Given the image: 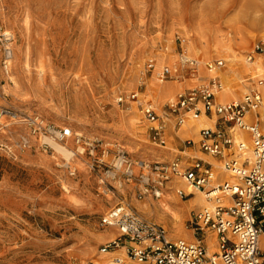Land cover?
<instances>
[{
	"label": "rangeland",
	"instance_id": "1",
	"mask_svg": "<svg viewBox=\"0 0 264 264\" xmlns=\"http://www.w3.org/2000/svg\"><path fill=\"white\" fill-rule=\"evenodd\" d=\"M2 33L11 41L4 42ZM222 39L230 52L216 50ZM256 43L264 53V0H0V107L72 133L57 142L34 137L23 123L9 120L0 130V264L93 261L110 240L96 239L106 230L100 218L118 204L160 223L152 212L159 200H137L129 185L119 187L106 175V166L117 149L134 159L172 161L191 124L175 139L168 134L165 147L154 145L139 102L150 101L161 114L178 93L206 85L207 67L217 61L222 65L214 76L230 88L231 101L240 100L264 79V57L259 68L241 65ZM181 54L199 61L196 77ZM231 55L237 62L226 60ZM149 62L153 68L147 71ZM164 67L172 73L160 81ZM162 86L171 92L161 95ZM136 92L131 101L128 96ZM123 117L141 120L140 127L125 132ZM171 125L169 119L168 132ZM20 136L30 142L24 150L16 146ZM78 137L93 148L76 144ZM50 141L72 151L73 159L65 160ZM102 149L108 150L103 157ZM136 202L147 204L145 214ZM168 203L175 208L172 198ZM188 219L180 216L191 232ZM163 222L171 228L168 216Z\"/></svg>",
	"mask_w": 264,
	"mask_h": 264
},
{
	"label": "built area",
	"instance_id": "2",
	"mask_svg": "<svg viewBox=\"0 0 264 264\" xmlns=\"http://www.w3.org/2000/svg\"><path fill=\"white\" fill-rule=\"evenodd\" d=\"M1 38L9 42L12 36L2 33ZM262 53L261 44L256 43L247 60L251 62ZM10 57L6 49V58ZM179 60L189 64L191 75L196 77L197 62L184 54ZM221 65L217 61L207 70ZM146 67L149 71L153 65L149 62ZM171 73L164 67L160 81ZM256 85L240 100L218 102L216 92L222 86L213 76L206 85L178 93L161 114L150 101L139 102V113L150 124L149 139L159 147L166 145L169 119L173 120L174 133L201 116L212 124L196 132L194 126L187 128L195 134L184 140L185 148L169 162L134 159L117 149L106 166V175L117 179L119 187L129 185L137 200H160L170 192L178 199H188L198 192L206 204L189 213L187 223L193 240L170 236L162 224L142 218L129 205L118 204L100 218L103 228L115 230L114 237L99 247L94 261L86 264H264V250L259 246L264 233V113L261 116L258 111L263 105L258 87L264 88V79H258ZM138 94L128 97L135 101ZM7 120L23 123L38 138L63 142L72 136L68 128L44 124L37 116L21 118L0 107V130L8 127ZM75 142L83 141L78 137ZM83 143L93 148L92 142ZM29 145L26 136L16 142L20 150ZM107 151L102 149V157ZM210 248L215 250L210 252ZM105 254L106 258H98Z\"/></svg>",
	"mask_w": 264,
	"mask_h": 264
},
{
	"label": "bare ground",
	"instance_id": "3",
	"mask_svg": "<svg viewBox=\"0 0 264 264\" xmlns=\"http://www.w3.org/2000/svg\"><path fill=\"white\" fill-rule=\"evenodd\" d=\"M229 43V41H224L223 39L221 41H218L217 43H215V48L216 50L220 53H228L230 52V48L229 46L226 44ZM264 57V53L262 55H256L255 56V60L254 61H248L247 57L244 58L243 62H241V65H243L246 68H259L260 67V62L261 59ZM195 60V59H193ZM226 60L227 61H236L234 59V56L231 55L226 56ZM197 63H199V61L195 60ZM235 64V63H234ZM216 71H208L207 70V77H213L215 75ZM8 75V74H7ZM7 79L11 80L10 76H7ZM174 89V88H173ZM259 92L261 93L262 96V103L263 105L259 108V112L262 111V109L264 108V88L262 87H258ZM172 90V87L169 86H162L159 88V93L161 95H167L168 93H170ZM232 97V91L230 90V88H226V87H222L221 90L216 92V99L218 102H229L231 101ZM141 120H138L136 118H125L123 117L121 119V128L125 131L128 132L129 129L130 130H135L136 128L138 129L140 127ZM189 124H191V126H194V131L196 132L199 128L201 127H208L212 124V121L207 120L205 117L201 116L196 120H190ZM139 125V126H138ZM187 132V130H184ZM188 136V135H187ZM195 138V137H194ZM50 144L53 146L54 150L57 153H60L65 160L70 161L71 159H73V157L75 156V154L72 151H69L66 147L52 142L50 141ZM170 195L166 194L162 197V199H160L157 202V205H153L154 206V214L157 217L158 221L162 224H164V227L168 230V232L170 233V235L176 236L179 235L182 238H191V232L184 230L183 225L180 222V216H181V210L180 209H176L174 207H172L169 203L168 200L170 199ZM203 203H206L204 196L200 193H196V197L193 199V201L190 203V207L194 205H201ZM134 205L136 206V208L138 209V211L142 214H145V212L148 209V206L146 203L143 202H136L134 203ZM168 216L172 222V226L169 229L167 224H165V222H163V217L164 216ZM162 221V222H161ZM112 235L110 234V232L106 229L103 232L99 233L98 235H96V239L100 240V241H104L107 240L109 238H111ZM259 246L262 250H264V238L263 236H260L259 238ZM214 248H210V252L214 251ZM108 254L105 255H99L98 258H106ZM97 258V259H98ZM94 261V260H93ZM85 264V263H82Z\"/></svg>",
	"mask_w": 264,
	"mask_h": 264
},
{
	"label": "crops",
	"instance_id": "4",
	"mask_svg": "<svg viewBox=\"0 0 264 264\" xmlns=\"http://www.w3.org/2000/svg\"><path fill=\"white\" fill-rule=\"evenodd\" d=\"M185 130H187V132L184 131V135H186V136H187V135H188V136H192V135L195 134L193 130H192V131H189L188 129H185ZM179 131H180V130H179ZM179 131H178V132H179ZM178 132H177V133H178ZM177 133H174V132L171 131V130L168 132L169 136H170L171 138L173 137V139H175V136H176ZM174 142H175V141H174ZM183 143H184V141H183ZM176 148H177V151L180 152L182 149L185 148V146L181 147V145H178ZM159 156H162V157L165 158V155L162 154L161 152L159 153ZM183 188H184L185 190H188V188H187L186 186H184ZM168 195H170V196H171L170 198H172V199L174 200V202H175V208L181 210V215H182L183 217H186L187 214H188V217H189V213H190V211H191V210H194V209H195L194 207L197 206V205H194V206H192L191 208H189V207H190V203L193 201V199L196 197V195H194V196H192V197H190V198H188V199H178V198L174 197V196L172 195L171 192L168 193ZM170 224H171V223H170ZM107 230L110 232V234L112 235V237H114V235H115V230H114V229H107ZM169 235H170V233H169ZM170 236H173V235H170ZM262 236H263V238H264V233H263ZM109 239H111V238H109Z\"/></svg>",
	"mask_w": 264,
	"mask_h": 264
}]
</instances>
